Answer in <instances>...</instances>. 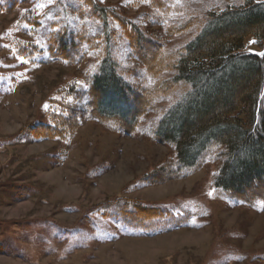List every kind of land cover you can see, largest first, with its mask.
<instances>
[{
	"label": "rangeland",
	"instance_id": "obj_1",
	"mask_svg": "<svg viewBox=\"0 0 264 264\" xmlns=\"http://www.w3.org/2000/svg\"><path fill=\"white\" fill-rule=\"evenodd\" d=\"M244 2L0 0V264H264V199L216 187V160L183 178L144 180L176 162L153 130L183 85L156 94L131 132L112 120L53 138L31 131L50 122L53 100H72L65 87L86 91L106 54L143 88L175 75L147 71L113 14L157 37L158 59L168 60L210 12ZM244 49L260 50L251 35ZM137 204L159 213L144 219Z\"/></svg>",
	"mask_w": 264,
	"mask_h": 264
},
{
	"label": "trees",
	"instance_id": "obj_2",
	"mask_svg": "<svg viewBox=\"0 0 264 264\" xmlns=\"http://www.w3.org/2000/svg\"><path fill=\"white\" fill-rule=\"evenodd\" d=\"M113 17L147 71L158 75L170 66L175 75L143 88L126 81L117 62L106 54L86 91L75 83L65 87L63 97L71 95L72 100H53L50 122L39 124L38 130L31 126L32 135L64 136L91 120H112L120 130L131 132L156 94L181 84L182 94L153 130L154 138L173 146L176 162L172 168L148 173L144 180L183 178L210 156L218 164L216 187L242 199H264V1L245 0L241 6L210 12L196 36L180 47L179 55L173 54L176 58L167 57L170 60L158 59L157 37L144 35L134 25L129 29L117 14ZM250 35L258 52L244 49ZM142 43L152 49L143 53ZM25 53L22 46L19 55L27 57ZM158 173L161 177L155 178ZM135 207L143 210L144 219L159 213L157 208Z\"/></svg>",
	"mask_w": 264,
	"mask_h": 264
}]
</instances>
